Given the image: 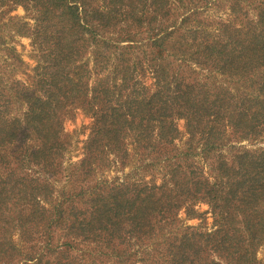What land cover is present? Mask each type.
I'll list each match as a JSON object with an SVG mask.
<instances>
[{"label":"rangeland","instance_id":"obj_1","mask_svg":"<svg viewBox=\"0 0 264 264\" xmlns=\"http://www.w3.org/2000/svg\"><path fill=\"white\" fill-rule=\"evenodd\" d=\"M236 1L158 5L124 0L105 16L108 0H78L83 15L89 13L86 38L93 42L84 50L85 59L94 66L95 51L102 52L111 65L95 76L112 81L123 47L140 49L132 52L134 61L143 59L141 51L150 61L153 49L142 46L166 34L172 42L191 45L198 28L218 34L225 23L247 25L260 0L243 2L247 18L232 12ZM42 17L34 2L0 0V264H249L239 258L248 239L237 222L238 208L247 205L251 189L263 180L249 164L264 152V117L250 131L235 125L232 116L240 110L229 100L223 114L203 121H198V111L193 119L187 114L190 108L173 107L159 112L168 131L156 127L150 136H128L124 157L96 127L94 111L74 104L60 116L63 147L52 154L59 167H45L39 155L44 140L26 124L28 102L17 96L14 84L34 88L40 78L35 69L51 54L48 40L66 36L56 27L38 33ZM106 19L111 25L105 26ZM92 32L97 42L89 36ZM170 54L174 51L164 57L177 58L178 73L195 87L197 99L206 91L253 99L248 88L235 86L233 77ZM97 78H90L91 87ZM133 82L147 93L157 89L149 68ZM253 93L264 100L261 91ZM206 104L211 107L210 98ZM259 206L264 209V195L251 203L249 212ZM257 246L248 260L264 264V241Z\"/></svg>","mask_w":264,"mask_h":264},{"label":"trees","instance_id":"obj_2","mask_svg":"<svg viewBox=\"0 0 264 264\" xmlns=\"http://www.w3.org/2000/svg\"><path fill=\"white\" fill-rule=\"evenodd\" d=\"M14 1L35 3L44 16L41 19L42 25L37 29L38 33H45L49 28L56 27V32L66 34L64 37L48 40L51 54L45 57L46 64H39L36 67V74L40 75V78L34 88L14 83L17 96L28 102L29 111L26 124L34 128L44 140L39 155L45 167H52V169L59 167V163L52 154L58 153L63 147L60 137V116L74 104L94 111L96 127L106 136L108 145L115 151L123 153L124 157L128 136L132 135L135 138L150 136L156 127L161 133L168 131V122H163L159 112H167L173 107H178V109L182 107L184 110L190 108L187 114L192 118L198 111V121H203L204 116L216 114L217 118L221 113L223 114L226 108L225 102L229 100L228 104L240 110L236 112L237 116L234 114L232 116L234 121H238L235 125L250 131L257 130L255 120L264 117V100H260L258 93H253L257 89L263 93L264 97V0L256 4L254 16L249 18L247 25L243 27L225 23L218 34L198 28V35L196 30L193 33L196 44H184L183 40L172 42L169 34L151 40L142 46V48L153 49L150 61L144 51H141L143 59L137 58L134 61L132 52H138L140 49L134 46L123 47L121 54L117 56L118 63L113 65L112 71L115 78L112 81L105 77L97 78L104 69L109 70L111 65L109 60L103 58L102 52L98 49L95 51L94 66H90L88 59H85L84 50L89 49L93 42L86 38V33L90 31L88 28L89 13L86 10L83 15L80 11L81 6L76 2L78 0ZM108 1L105 16H111L116 12L113 7L123 5L124 0ZM245 1L234 2L232 12L235 14V11H239L247 18L248 12L247 10L244 12L242 6ZM154 2L158 5H166L170 3V0H154ZM250 5L253 4L250 2L247 7H251ZM157 9L162 10L159 7ZM154 12L153 10L152 13ZM132 14L134 16L137 12ZM140 14L142 18H147L146 11ZM155 19L156 15L151 18V22ZM108 25H111V22L106 19L105 26ZM179 31L183 32L184 29ZM89 36L97 42L93 32ZM105 46L106 50H110V45ZM169 51H174V54L170 56L180 57L186 61L194 60L200 64L207 63L222 75L233 77L235 86L239 87L241 84L248 88V93H251L250 96L253 99L246 96L239 100L227 94H210L207 91L201 96L198 95L197 99L194 95L195 87L185 84L178 73L180 65L175 63L177 58L173 61L172 58L164 57ZM144 59H147L148 64H144ZM146 68L152 70L156 79L157 89L153 93H147L143 86L145 93L139 89L137 82H133L134 76L144 72ZM92 76L96 77L98 82L91 87L90 78ZM131 87L132 90L127 93ZM219 90L222 92L225 88L221 87ZM209 98L211 107L206 104ZM249 165L252 169H256V174L263 179L256 182V186L251 189L250 195L248 194L246 198L247 205L238 208L241 216L239 220L237 218V222L241 223L243 233L248 239L245 252L238 257L251 264L248 257L251 258L252 254H255L257 245L264 241V234H262L264 216L260 214V211L264 212V209L259 206L249 212L251 203L260 200L264 195V152ZM245 172H250V169H246ZM257 186L259 187L258 192ZM211 264H220V262L216 261Z\"/></svg>","mask_w":264,"mask_h":264}]
</instances>
